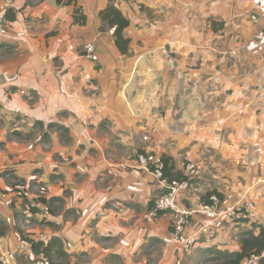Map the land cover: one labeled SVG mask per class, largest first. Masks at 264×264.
Returning a JSON list of instances; mask_svg holds the SVG:
<instances>
[{
	"label": "crops",
	"instance_id": "crops-1",
	"mask_svg": "<svg viewBox=\"0 0 264 264\" xmlns=\"http://www.w3.org/2000/svg\"><path fill=\"white\" fill-rule=\"evenodd\" d=\"M112 1L130 21L126 55L114 29H101L111 0H17L4 14L0 255L19 236L60 241L65 264H195L198 254L240 252L241 234L264 227V53L252 51L264 31L250 19L264 0ZM87 43L97 62L82 56ZM142 153L172 158L184 175L192 166L205 196L243 204L248 219L183 253L170 214L148 217L162 191L137 166ZM56 251L51 263L64 264Z\"/></svg>",
	"mask_w": 264,
	"mask_h": 264
},
{
	"label": "built area",
	"instance_id": "built-area-1",
	"mask_svg": "<svg viewBox=\"0 0 264 264\" xmlns=\"http://www.w3.org/2000/svg\"><path fill=\"white\" fill-rule=\"evenodd\" d=\"M17 0L0 1V39L10 36L8 22L4 14L9 10ZM251 21L259 24L264 31V11L251 14ZM15 40L20 39L19 34L11 35ZM71 51L76 48L70 46ZM255 55L264 53V37L253 47ZM84 58L97 62L99 60L96 46L93 43H87L83 47ZM137 166L152 173L158 181L161 189V195L154 200L153 209L149 212V218H157L161 215L170 214V229L173 239L179 244L181 251L185 254H191L196 247L198 236H208L217 233L225 228L227 223H240L248 219L246 207L238 204L231 208L223 207L219 197L215 194L204 195L201 186L197 180V171L190 165L185 167L187 179L182 181H169L164 177V161L155 154H140L137 157ZM21 191L16 192L15 196H23ZM2 204L10 207L13 203V197L8 199L7 194H2ZM189 198L192 205L196 208L188 207L186 200ZM48 213V209L46 208ZM199 215L202 222L194 227L193 216ZM31 238L19 236L17 246L14 251L2 253L0 255V264H15L18 254L32 257L28 264H52L44 254L34 256ZM259 257L251 256L242 264H259Z\"/></svg>",
	"mask_w": 264,
	"mask_h": 264
},
{
	"label": "trees",
	"instance_id": "trees-1",
	"mask_svg": "<svg viewBox=\"0 0 264 264\" xmlns=\"http://www.w3.org/2000/svg\"><path fill=\"white\" fill-rule=\"evenodd\" d=\"M75 14H79V10L75 11ZM100 18L103 22L101 29L110 28L114 29V40L119 51L126 55L130 50L131 40L126 37L125 31L130 26V21L123 15V13L116 7V5L111 0L109 6L100 13ZM79 23H85L84 18L77 19ZM146 154V153H142ZM164 161V177L169 179V181H182L187 179L186 175L183 173L177 172L175 163L172 158L168 156H162ZM215 194L219 197L220 195L217 192H211L208 195ZM46 203V201H43ZM154 205V203H151ZM259 233L256 234L254 230H249L241 234V251L237 253H227V254H218L220 256L219 260H216L220 264H242L245 260L249 259L251 256L256 255L259 259V264H264V227H258ZM59 249L62 252L63 245L60 241L51 242L45 244L44 242H32V249L34 256L39 254H44L50 260V253L53 249ZM51 261V260H50ZM53 264V263H52Z\"/></svg>",
	"mask_w": 264,
	"mask_h": 264
},
{
	"label": "rangeland",
	"instance_id": "rangeland-1",
	"mask_svg": "<svg viewBox=\"0 0 264 264\" xmlns=\"http://www.w3.org/2000/svg\"><path fill=\"white\" fill-rule=\"evenodd\" d=\"M15 194H8V199L14 197ZM2 198V196H1ZM193 254V253H191ZM199 256L196 258V260H198L195 264H220L221 262H217L216 260H219L220 256L218 254H216V251L213 252V254H211V257H214L215 259L213 260L214 262H212L210 255H207V257L204 259V257H202L203 255L201 254H198ZM56 256H57V260H58V263H64L66 262V257H64L61 253V251H59V249H57L56 251ZM203 258V260H202Z\"/></svg>",
	"mask_w": 264,
	"mask_h": 264
},
{
	"label": "water",
	"instance_id": "water-1",
	"mask_svg": "<svg viewBox=\"0 0 264 264\" xmlns=\"http://www.w3.org/2000/svg\"><path fill=\"white\" fill-rule=\"evenodd\" d=\"M187 203H188V207H191V208H193V209H196L194 206H192V202H188V201H186Z\"/></svg>",
	"mask_w": 264,
	"mask_h": 264
}]
</instances>
